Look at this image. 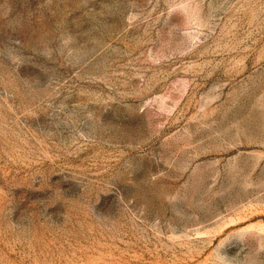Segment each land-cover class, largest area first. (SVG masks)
<instances>
[{"label":"rangeland","instance_id":"obj_1","mask_svg":"<svg viewBox=\"0 0 264 264\" xmlns=\"http://www.w3.org/2000/svg\"><path fill=\"white\" fill-rule=\"evenodd\" d=\"M0 264H264V0H0Z\"/></svg>","mask_w":264,"mask_h":264}]
</instances>
